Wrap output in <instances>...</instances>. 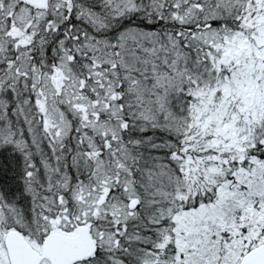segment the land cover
Masks as SVG:
<instances>
[{
  "label": "snow or ice",
  "instance_id": "6c2138e0",
  "mask_svg": "<svg viewBox=\"0 0 264 264\" xmlns=\"http://www.w3.org/2000/svg\"><path fill=\"white\" fill-rule=\"evenodd\" d=\"M0 264H264V0H0Z\"/></svg>",
  "mask_w": 264,
  "mask_h": 264
}]
</instances>
